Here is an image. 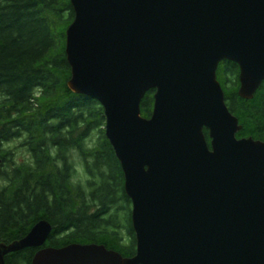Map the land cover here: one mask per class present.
<instances>
[{
    "label": "water",
    "instance_id": "1",
    "mask_svg": "<svg viewBox=\"0 0 264 264\" xmlns=\"http://www.w3.org/2000/svg\"><path fill=\"white\" fill-rule=\"evenodd\" d=\"M70 91L104 109L106 139L132 202L136 254L99 244L45 247L39 221L8 253L32 264H264V141L237 137L217 71L238 96L264 82V0H71ZM155 91L149 118L142 99ZM205 130L211 143H208Z\"/></svg>",
    "mask_w": 264,
    "mask_h": 264
},
{
    "label": "trees",
    "instance_id": "2",
    "mask_svg": "<svg viewBox=\"0 0 264 264\" xmlns=\"http://www.w3.org/2000/svg\"><path fill=\"white\" fill-rule=\"evenodd\" d=\"M70 3L0 0V245L23 240L46 220L53 229L45 247L99 244L133 257L132 202L106 139L104 109L68 87ZM239 75L237 64L220 63L218 81L242 127L237 137L264 141V82L244 100ZM154 94L142 99L143 117L152 114ZM19 150L22 161L14 155ZM38 250L8 253L5 264H32Z\"/></svg>",
    "mask_w": 264,
    "mask_h": 264
},
{
    "label": "rangeland",
    "instance_id": "3",
    "mask_svg": "<svg viewBox=\"0 0 264 264\" xmlns=\"http://www.w3.org/2000/svg\"><path fill=\"white\" fill-rule=\"evenodd\" d=\"M14 155H15V158H16L17 161H22L23 160V155L20 153V150L19 151H15ZM77 162H79V161L77 160Z\"/></svg>",
    "mask_w": 264,
    "mask_h": 264
},
{
    "label": "flooded vegetation",
    "instance_id": "4",
    "mask_svg": "<svg viewBox=\"0 0 264 264\" xmlns=\"http://www.w3.org/2000/svg\"><path fill=\"white\" fill-rule=\"evenodd\" d=\"M76 160H78V159H76ZM79 161V160H78ZM79 170H81L82 172H84V170L86 169L85 168V166H82L81 164H80V166H79V164L76 166ZM47 244V243H46Z\"/></svg>",
    "mask_w": 264,
    "mask_h": 264
},
{
    "label": "bare ground",
    "instance_id": "5",
    "mask_svg": "<svg viewBox=\"0 0 264 264\" xmlns=\"http://www.w3.org/2000/svg\"><path fill=\"white\" fill-rule=\"evenodd\" d=\"M255 140V139H254ZM260 141H262V140H260Z\"/></svg>",
    "mask_w": 264,
    "mask_h": 264
}]
</instances>
